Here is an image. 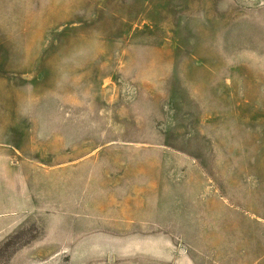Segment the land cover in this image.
Wrapping results in <instances>:
<instances>
[{"label":"rangeland","instance_id":"obj_1","mask_svg":"<svg viewBox=\"0 0 264 264\" xmlns=\"http://www.w3.org/2000/svg\"><path fill=\"white\" fill-rule=\"evenodd\" d=\"M0 264H264V0H0Z\"/></svg>","mask_w":264,"mask_h":264}]
</instances>
